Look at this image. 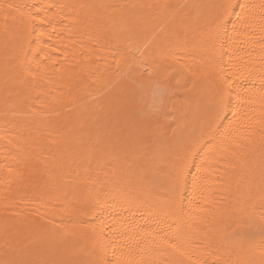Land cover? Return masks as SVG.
<instances>
[{
	"label": "bare ground",
	"instance_id": "6f19581e",
	"mask_svg": "<svg viewBox=\"0 0 264 264\" xmlns=\"http://www.w3.org/2000/svg\"><path fill=\"white\" fill-rule=\"evenodd\" d=\"M223 2L0 0V264H99L113 259L111 248L106 256L102 251V238L139 244L152 264H264L259 136L238 156L221 150L206 160L207 179L195 198L189 192L184 214L170 199L169 161L206 128L208 82L217 70L207 69L195 87L188 72L172 81L159 134L145 139L118 118L130 57L143 53L145 71L171 64L196 69L220 55L206 41ZM243 2L253 7L247 18H231L224 65L238 68L235 83L246 97L238 103L258 109L264 0Z\"/></svg>",
	"mask_w": 264,
	"mask_h": 264
},
{
	"label": "snow or ice",
	"instance_id": "6c2138e0",
	"mask_svg": "<svg viewBox=\"0 0 264 264\" xmlns=\"http://www.w3.org/2000/svg\"><path fill=\"white\" fill-rule=\"evenodd\" d=\"M10 7L18 9L21 6L10 5ZM158 7L167 8L168 5ZM251 7L253 5L245 4L243 0H225L218 5L219 12L214 20V28L206 43L213 51L218 45L220 55L208 57L200 68L192 69L187 65L176 67L175 64H171L159 68L153 65L148 70L141 71L146 65L143 53L140 57H130L132 62L127 65V83L121 86L122 106L118 118H123L134 131L143 133L145 139L159 134L161 128L164 127L160 124L159 118L162 115L165 117L168 115L165 105L173 80L187 79L185 72H188L193 77L192 83L195 87V81L200 79L201 74L207 75V69L217 70L212 81L208 82L212 93V109L206 128L199 138L184 146L181 152L169 161L172 168L170 199L180 214H184L183 204L189 192L195 198V193L201 189L200 182L207 179L201 175L207 170L206 160L215 158L221 150L232 156H238L249 147L256 136L264 141V95L261 96L258 109L250 105L245 107L238 103L239 100L246 99L240 96L238 91L240 86L235 83L238 68L232 65V70L228 71L224 65V57L228 55L225 49L229 47L228 25L232 23L231 18L236 17L237 22L247 18V10ZM261 8H264V4ZM29 19H39L41 25L46 22L43 17L30 16ZM32 27L34 34L38 28L36 25ZM49 27L55 30L53 25L49 24ZM232 31L235 32L234 23ZM40 34L43 35V32ZM36 42L41 43L39 40ZM144 47H147V43ZM136 51L139 52L140 48L138 47ZM168 55L177 57L179 52L171 51ZM201 59L204 58L201 57ZM229 61L231 62V57ZM170 73H175V75H170ZM155 90L159 91L158 98ZM260 91L264 93V85L261 86ZM149 92H153L151 101L148 99ZM201 153L204 155L201 156ZM261 221L259 247L264 252V216L261 217ZM102 239L104 241L100 244L102 251L106 256L108 249L111 248L113 259L105 258L99 261V264H152L150 259H145L144 255L137 251L140 248L139 244L133 247L129 244H116L115 241L107 238ZM250 239L254 240V238ZM168 247H174V242L168 243ZM181 255L184 253L181 252ZM10 264H74V262L71 259L53 262L21 260L12 261ZM177 264H183V262L178 261Z\"/></svg>",
	"mask_w": 264,
	"mask_h": 264
}]
</instances>
